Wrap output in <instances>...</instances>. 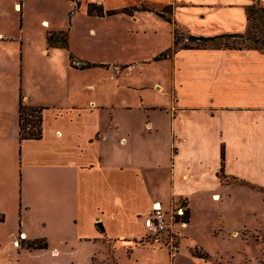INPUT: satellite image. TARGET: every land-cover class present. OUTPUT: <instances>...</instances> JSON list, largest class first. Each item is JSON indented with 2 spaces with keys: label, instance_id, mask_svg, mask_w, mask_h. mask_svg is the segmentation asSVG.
I'll return each instance as SVG.
<instances>
[{
  "label": "crops",
  "instance_id": "1",
  "mask_svg": "<svg viewBox=\"0 0 264 264\" xmlns=\"http://www.w3.org/2000/svg\"><path fill=\"white\" fill-rule=\"evenodd\" d=\"M256 1L264 5V0H84L75 9L71 2L69 49L49 47L48 32L66 30L53 28L44 18L43 46L37 51L47 64L57 53L67 52L66 73L52 76L56 71L51 68L52 75L32 78L26 70L34 62L32 43L25 37L28 1L0 0V90L8 80L9 67L15 71L13 108L0 103V228L13 223L18 199L25 220L26 213L36 209L37 199L41 233L53 221L72 227L86 220L93 231L81 237L96 240L112 234L110 239L117 240L145 234L144 217L154 204H161L169 221L171 209L180 206L176 201L183 200L189 221L186 226L174 225L175 232L183 235V244L197 215L193 195L212 193V201L218 202L223 195L230 196L225 187L238 185L264 202V52L181 49L172 58L157 59L173 48L174 27L194 37L246 34L247 10ZM89 5L103 9L105 15H90ZM80 18L99 26L82 33L76 29ZM118 22L129 28L115 26ZM125 31L161 35L165 45L128 63L121 42ZM108 53L116 54L115 59H98ZM87 63L97 67L72 66ZM154 63H163L166 79L155 80L153 93H147L146 86L139 87L128 77L123 89L140 91L134 93L133 103L124 97L118 102L120 79L133 64ZM96 71L108 74L96 77ZM109 80L116 82L115 93H110L114 99L101 86ZM21 96L28 106L44 108L40 140H20ZM223 152L225 179L219 176ZM158 178L159 184H154ZM156 187L168 191L171 207ZM99 223L105 233L98 230ZM24 226L28 237H41L27 222ZM12 236L11 229L0 236V248L13 246ZM63 241L68 239L55 242ZM87 244L93 247L95 242ZM199 247L206 256H195L193 247L191 255L209 264L210 254ZM156 249L139 250V254ZM58 254L59 250L54 256Z\"/></svg>",
  "mask_w": 264,
  "mask_h": 264
},
{
  "label": "rangeland",
  "instance_id": "2",
  "mask_svg": "<svg viewBox=\"0 0 264 264\" xmlns=\"http://www.w3.org/2000/svg\"><path fill=\"white\" fill-rule=\"evenodd\" d=\"M27 18H26V33L25 37L32 43L31 56L34 59L32 65L27 64V75L32 78H37L38 75H52L51 68L56 71L52 76L66 73L67 52H60L54 56L50 64L43 60L37 51L43 46L41 39V21L44 18L50 19L53 28H62L68 30L72 26V17L68 16V9L71 1L69 0H27ZM21 3V0H19ZM255 6H263V3L256 1ZM77 7L75 6V9ZM97 23L80 18L76 22V29H82V33L88 31L91 27H98ZM115 26L127 30L129 27L124 23H116ZM153 26H151L152 28ZM254 41L250 42L245 38H229L217 42L199 43V46L211 49H225V44H235L237 47H262L264 50V15L259 9L252 15L251 28ZM177 32V37L174 35ZM126 35L121 40L123 44L124 58L128 63L138 61L143 57H149L152 53H156L160 46H164V39L161 35ZM128 35V36H127ZM130 36H137L130 37ZM77 36L74 37L73 43L77 46ZM174 46L166 53L162 54L172 58L174 53L183 49L185 46H198L192 44L188 38V33L178 27L173 29ZM255 43V44H254ZM126 49V50H124ZM128 49V50H127ZM108 53L107 56L99 57L98 59H107L111 61L115 59ZM161 55V56H162ZM166 57V58H167ZM41 58V60H40ZM133 68L120 79V90L118 89V99L121 98L126 102L133 103L135 100L134 93L140 90L123 89L128 77L133 84L137 86H146L147 93H153L152 87L157 79H166L165 68L163 63L149 64L144 67L133 64ZM103 67V66H101ZM50 70V73L47 70ZM16 70V68H15ZM8 80L4 89L0 90V103H4L8 108H13L14 92L13 82L15 81V71L9 67L6 72ZM96 77H101L108 72L96 71ZM164 79V80H165ZM81 83L83 80L81 79ZM119 85V84H118ZM102 88L106 89L107 97L115 98L116 82L109 80L105 83L101 82ZM154 89H159L158 86ZM123 92L128 93L126 96ZM111 93V94H110ZM134 99V100H133ZM153 178V177H152ZM165 177L162 178V182ZM160 178L154 180V184H159ZM1 187V186H0ZM156 187L157 192L167 200L164 204L171 207L169 201V193ZM161 189V192L159 190ZM219 192L222 190H218ZM225 193H230L229 197H224L221 201H212L211 195L199 193L192 196V201L197 209L194 225L188 230V238L182 244L183 235L173 234V241L167 242H152L148 238H143L142 231L139 236H131L112 240V234H105L102 239L93 240L81 236H89L92 234L93 228L85 221H78V224L70 227H63L52 222L47 226V232H40L39 222L42 219L40 214V202L35 199L36 209L26 213V220L23 216L22 202L17 200L16 209L12 212L13 223L8 224L4 228H0V236L4 233L13 231L12 241L13 246L0 248V264H203L198 258H195L190 253L197 252L206 256V251L200 248L203 247L210 254L207 260L209 264H264V202L260 195H256L249 191L245 186L232 185L225 187ZM181 201H176L175 204H180ZM173 204V205H175ZM253 210L257 211V215ZM25 215V213H24ZM168 219V217H167ZM0 220L3 216L0 215ZM27 222L29 227L35 231L36 235H41L40 238L32 239L24 233L26 229L24 224ZM238 228L239 231H235ZM183 230H181L182 232ZM106 232V231H105ZM104 232V233H105ZM25 234V239L21 240L19 234ZM44 234V235H43ZM233 234V235H232ZM43 235V236H42ZM117 235V234H115ZM33 237V236H32ZM66 237L68 241L57 243L60 238ZM80 237L79 242L77 238ZM117 237V236H116ZM247 237V238H246ZM1 238V237H0ZM245 239V240H244ZM47 241V249H33L34 244L42 245ZM102 242V245L99 243ZM95 242L94 246H88L87 243ZM17 244V247H15ZM182 245V246H181ZM157 248V249H156ZM161 248L163 250H159ZM156 249V252L140 253L139 250ZM58 256H54L58 252ZM120 250V251H119ZM166 251V252H165ZM170 255V256H169ZM175 258H172L174 257Z\"/></svg>",
  "mask_w": 264,
  "mask_h": 264
},
{
  "label": "trees",
  "instance_id": "3",
  "mask_svg": "<svg viewBox=\"0 0 264 264\" xmlns=\"http://www.w3.org/2000/svg\"><path fill=\"white\" fill-rule=\"evenodd\" d=\"M80 7V5H79ZM258 6H255V4L251 5L250 7H248V21H249V28L248 31L246 32V34H236V35H231V34H226V35H221V36H216V37H194V36H190L188 40L192 43V44H196L198 46H185L183 49H204L202 47L199 46V43H207V42H217L223 39H229V38H245L246 36H248L247 40H249L250 42H259L258 40L254 41L253 36H252V32L250 30L251 28V18L252 15L256 12L257 9L260 10V12L264 15V5L260 6L259 8H257ZM88 12L90 15H94L97 14L98 16H104L105 12L103 11V9H97L95 6L93 5H89V9ZM166 12H171V8H167ZM162 16H164V14H161ZM165 17V16H164ZM168 21L171 22V19L168 18ZM174 35L175 37H177V32L174 31ZM47 41H48V45L51 48H62L65 50L69 49V40H68V32L67 31H59V32H48L47 34ZM255 44V43H254ZM225 49H257L260 51H263L262 47H242L239 46L237 47L235 44H225L224 45ZM167 56H160L157 59H161V58H166ZM73 56H70V60L71 63H73ZM73 67H78L79 69H90V68H94L97 67L96 65H92V64H84L81 66H75L72 64ZM43 107H34V106H28L27 104H25L24 102V98L21 96L20 97V101H19V123H20V140H40L42 138V122H43ZM224 152L222 153V168L220 171L219 176L222 179H225L224 176V169H223V165H224ZM181 205H183L186 208V215L182 218L185 222L189 221V210H188V205L186 202L181 201L180 203ZM178 221V220H177ZM98 230L101 233H104L105 230L102 226L101 223L97 224ZM31 248L33 249H47L48 248V243L47 241L44 242V244L42 245H38V244H34L33 246H31ZM195 256L198 257H202L200 256V254H198L197 252L194 253Z\"/></svg>",
  "mask_w": 264,
  "mask_h": 264
},
{
  "label": "built area",
  "instance_id": "4",
  "mask_svg": "<svg viewBox=\"0 0 264 264\" xmlns=\"http://www.w3.org/2000/svg\"><path fill=\"white\" fill-rule=\"evenodd\" d=\"M84 0H71L77 8ZM76 8V9H77ZM172 220L167 221L166 212L161 204L156 203L152 206L151 211L144 217L145 234L143 238H148L152 242H167L173 241V234L175 235L174 225L181 224L186 226L182 218L186 215V208L180 204L176 208L171 209ZM178 220V221H177ZM21 240L25 239V234H19Z\"/></svg>",
  "mask_w": 264,
  "mask_h": 264
}]
</instances>
